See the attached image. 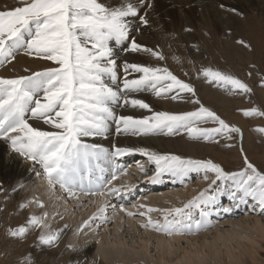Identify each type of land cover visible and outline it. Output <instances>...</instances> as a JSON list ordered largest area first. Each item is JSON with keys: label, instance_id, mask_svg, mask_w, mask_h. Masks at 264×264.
Returning a JSON list of instances; mask_svg holds the SVG:
<instances>
[{"label": "snow or ice", "instance_id": "obj_1", "mask_svg": "<svg viewBox=\"0 0 264 264\" xmlns=\"http://www.w3.org/2000/svg\"><path fill=\"white\" fill-rule=\"evenodd\" d=\"M151 6L149 0H119L114 7L106 5L103 0H19L15 7L0 9V66L10 64L21 52L54 65L30 75L0 77V139L10 142L19 155L40 165L51 191L58 185L62 191L75 196L72 189L79 185L85 196L102 198L81 229L90 228L97 220L100 224L108 222V200L130 193L135 187L130 183L123 188L110 187L119 175H128L127 170L118 164V158L133 153L147 157L148 162L155 166L147 169L143 165L138 166L151 182H160L165 174L172 178L173 183L181 184L193 173L205 181L209 174L214 176L208 188L200 190L182 208L133 205L138 210L146 208V211H138L143 218L142 228L172 236L208 226L205 208L217 201L216 195H209V189L217 181L223 185L219 195H226L232 202V206L223 207V212H231L233 206L250 204L253 210L258 209L264 214V173L246 155H243L241 170L227 172L211 159L162 155L144 147L113 145L109 150L82 141V137L104 136L109 121L116 124L118 134L130 136L186 134L191 141L214 142L218 138L230 141L234 138L232 134L241 133L239 127L230 125L205 107L193 86L178 79L168 68L127 61L123 65L118 64V53L110 42L124 52H142L157 60L165 59L161 52L141 45L131 36L129 18H138L140 25H148L147 15H139V12ZM229 11L236 13L235 9ZM237 43L250 47L242 40ZM119 67L126 74L121 84H118ZM200 71L204 78L225 91L239 90L235 94L251 92L246 83L230 74L210 67ZM133 73L139 75L129 78ZM149 90L158 98L186 100L194 108L180 113L153 111L148 103L130 96L131 93ZM183 94L190 95L185 97ZM118 104L144 109L151 115L142 118L117 115L115 106ZM241 111L245 117L264 116V112L256 107ZM33 121L37 126L31 123ZM41 121L54 130H41L38 126ZM209 123L215 126L201 127ZM256 130L264 133V127ZM106 172L110 173V178L105 176ZM37 175L40 176L41 172L37 171ZM39 206L43 207L42 204ZM191 209L200 210V219L194 223L191 222ZM111 210L117 211L115 206ZM119 211L128 217L136 215L125 207H120ZM153 212H159L162 219H153L150 215ZM30 227L48 228L44 217L33 215L28 218L27 227L9 228L7 235L23 238ZM38 239L40 243L51 246L59 239V231H43Z\"/></svg>", "mask_w": 264, "mask_h": 264}, {"label": "bare ground", "instance_id": "obj_2", "mask_svg": "<svg viewBox=\"0 0 264 264\" xmlns=\"http://www.w3.org/2000/svg\"><path fill=\"white\" fill-rule=\"evenodd\" d=\"M103 2L106 5L114 7L118 5L119 0H103ZM149 2L152 5L151 8L145 7V8H142L139 12V15H145V14L147 15V19L149 21L148 25H140L138 18H132V17L129 18V21L132 24L131 36L135 38L137 42L140 43L141 45L154 48L158 50L159 52H161L163 56L165 57V59L157 60L153 57L144 56L143 55L144 53L142 52L141 53L124 52V51H121L119 47H116L114 45V42H110L112 43V45L114 46L115 50L118 53L117 58H118L119 65H123V63L127 61L130 63H138V64H141L142 66H152V67L155 66V67H161V68L166 67L168 69H171V66H170L171 63H175L174 64L175 66H177L176 63H179L181 66V69L188 70V69H191L192 66L189 63L187 66L186 62L183 61L182 58H179L180 56H178V52L176 53L177 54L176 58L177 57L179 58L178 60L173 59L174 55L169 58L172 49L175 50L176 48H179V45L185 44L188 47L187 49L188 53L191 54L190 56L193 59L194 67L196 65L195 67L196 70L197 68L199 69L209 68V67L215 68L214 66L216 65H215V61L213 57L208 56L209 54H208L207 42L197 32L196 24L203 23L205 26L213 25L217 27V29H219L221 33L220 37L222 38L223 37L225 38L226 32L230 31L231 32L230 38L227 40L222 39L223 42L220 41L219 43L221 45V48L224 50V52L228 54V56L231 58V56H234L236 52H239V48L232 45L231 42L235 43L241 40L246 42L248 45H250V47L246 48L241 45V47L245 48L246 51L252 49L253 47H252L251 41L249 40L250 34H248L247 36L243 35V39L238 38V36L236 35V33H238L237 32L238 27L244 26V28L246 29L249 23L247 22L243 23V21L239 20V18H237L236 16H232L230 14L227 15L225 11L229 9H235L236 11L238 9L241 10L242 5L243 4L247 5L248 3L253 5V7L254 5L255 7L256 6L262 7L261 11L264 10V0H243V1L241 0H149ZM221 5H223V7ZM137 27H139V30H136ZM186 29H189L190 31H185ZM202 33L205 34V32H202ZM162 37L164 40L163 46L160 44ZM126 43H130V41ZM164 46H167L168 50H170L169 55L166 54V50L164 49ZM180 51H182V49ZM23 65H26L27 67L30 66V68H32V70L34 71V69L37 70L39 67H41L42 64L41 63L39 64L37 61H35V59L28 60V58L25 55H19L15 59V61H13L11 65H8V68L5 69L4 72H2V75L5 78L21 76L23 72L22 71ZM189 66H191V68H189ZM172 68L175 69L174 66ZM117 71H118V84H121L122 83L121 77L124 78L126 74L123 72L122 67H119ZM138 75L139 74L133 73L129 76V78H134ZM206 84L201 83V82L199 83V86H198V91L200 95L199 97H201L204 101H207V103L209 102L210 104H213L214 106H216V108H224L230 111V108H232L233 103L231 104V102L227 98H225L226 96L224 97L218 91L216 92V90L215 91H213V89L211 90L209 87L206 86ZM141 92L142 93L148 92V94L150 93L151 95L144 96L145 95L144 94L143 97H139L138 93L142 94ZM141 92L131 93L130 96L131 98L144 100V102L150 105L153 111H168L171 113L177 112V111L179 112V111H182L184 104L187 102L186 100H181V99L172 100L170 98H157L151 92V90L141 91ZM260 94H261L262 99L264 100V94L262 93ZM183 95H186V94H183ZM245 99H248V98L245 97ZM120 103H122V101ZM115 112L117 115H131L134 118H142L145 115L151 114L150 112L144 109L133 108L130 105L127 107H121L119 104L115 106ZM229 116L232 120L238 123L241 127L245 126V124L239 119L232 118L231 115ZM31 123H33L34 126H37L36 122L33 121ZM38 126L40 127L41 130L49 131V129H51L53 131L51 126L44 125L42 121L39 122ZM116 127L117 126L114 125L113 121H109L108 131L104 136L102 137H82L81 139L84 143L97 144L109 150H112L113 145L121 146V147H144L150 151H155L159 154L167 153V152H170L172 154H176L178 152L180 154L182 152H185L187 154H190V156L192 157L196 156L197 150L200 151L206 148L205 145H200L196 143L195 144L186 143L182 140H177L175 138H174L175 140L172 138V139H164V140H161L160 142H157L155 138H145V139L142 138L141 139V137L138 138L139 136L137 137V136H130V135H122L116 132ZM6 144L9 145L10 148H12L10 142L6 143V140L0 139V181L1 183L5 185L6 187L9 184L13 186L11 187L10 191H13L11 193L12 194L11 197L13 198L14 201L19 203L21 201L23 202L24 200L26 201V199L28 198L30 201H33L36 204L35 206L37 208L33 207L29 209L34 214V216L38 210H40L39 212H41L43 215L45 213L47 214L46 217H44L46 221L44 224H46L48 228L42 229V231H59V239L55 242L57 245L56 248L50 249L49 251L47 248L37 247L36 249H34L33 253L29 250V248L25 249L26 251L28 250L30 251L33 259L36 262L35 264H52L53 262L55 263L58 258L62 260L60 262H64V264H76V263L78 264L79 263L80 264H107V262L109 261L111 262V264H115L118 261L123 262V264L129 263L131 261L130 264H134L132 261L135 260L136 257L139 258V260H136L137 263L147 264L148 261L145 257L146 255L151 254L150 247L152 245L154 247V250L153 249L152 250L155 251V254L157 255V258H153L152 257L153 255L149 257L151 261L153 260L152 264H162V263L172 264L174 263V261H175V264H183V263L184 264H206L204 263V260H206L207 257H210V255H212L213 258L215 257L218 261H222V259L225 257L228 261H230V263L236 262L238 264H249V261L246 258L248 255L249 258L253 260V262H256L255 257L257 256V252L254 250V245L258 243L253 238H251V235L256 234L255 236H257L258 239L264 240V219L263 220L248 219L245 221H239L236 224L237 227L238 226L242 227V225L243 226L245 225V227H242V229L248 228L247 230H249L248 232L250 233L248 234L249 237L235 235V233H232L229 231L218 230V229L215 231V233H212V234L206 233V235H203L200 238L193 236L189 239L188 238L186 239V237L183 238L184 235L168 236V235L163 234L162 232H156L153 234L146 233L145 235L144 233L147 231L146 229H145L146 231L143 232L145 236H143V235H140V231L138 229L137 223L135 224L132 221V217H128V216L124 217L125 214L119 211L120 207L127 206L125 204H128L126 202H128L130 200L129 198L134 194L135 188H133L130 193H122L121 197L114 196L108 200V204H109L108 209H111L112 206H115L117 209L116 211L117 213L113 212L112 210H108L110 211L108 214L110 215L113 213L112 218H116L118 229L115 228L113 230V233L111 231H107L106 229V231H104L101 235H94V234L92 236L90 235L91 239L95 240V242L92 245H89V246L86 245L84 246V248H81V249L73 248V249H77V251L73 253L71 252V254L68 255L66 254L68 252L65 253L63 250V248L66 247L67 236H68L65 223L76 225L77 222L80 220V218H82V216L78 215L74 217V214H69V213H66L65 215H63V217L56 216L55 212L57 211L55 210L52 211L51 209H53L52 208L53 204L56 205V201L54 202L52 200L53 199L55 200V197H56L55 193L57 194V192L56 190L51 191L49 189V186L42 175L43 170L40 168V165L35 164L31 160H28L29 163H26L24 159H21L20 156L18 157V154L12 153L10 152V150H7ZM154 144H157L160 147L159 148L157 147L158 148L157 149L156 145ZM151 146L155 148H152ZM207 151L209 153L214 154L215 156H218L213 149H207ZM220 157H222L221 159H224L223 156H220ZM144 158H147V157L144 156ZM144 158L137 157L134 159V161L138 162V160H140L138 164L143 165V163H145L144 162L145 160L143 161L142 159ZM117 162L121 167H123V164L125 162H128L127 164L128 166L130 164H133V166L135 165L134 167H136L135 171H139V168H138L139 165L130 163V159L129 157H127V155L118 158ZM146 164H147V160H146ZM133 166H130V168H132ZM128 168L129 167L125 166V169H128ZM37 171L41 172L40 176L37 175ZM105 176L107 178H110V173L106 172ZM122 176L125 178V180L127 179L126 178L127 175L126 176L122 175ZM117 179L112 181V184L110 185V187L123 188L124 182L117 181ZM178 183L179 182H176L175 184L177 185ZM147 184L144 187V189H142V191H144L145 189L153 190V188L156 186H162L161 181L153 182V184L152 182L147 181ZM199 186H200L199 190L205 189V187L207 186V183L203 182L202 180V183ZM221 188L219 187L218 188L219 190L216 191V194H215L217 196L216 203L210 206H207L205 208V211L207 213L216 212L215 210L217 208L215 207H217L219 203H221L222 199L227 198L226 195H223V196L219 195V191L221 190ZM165 189L168 190L170 189V187L163 188L161 192H164ZM173 189L174 187H172L170 191H172ZM72 191L75 192L77 197L79 198H81V196L85 197L83 192H81L79 185L75 186L72 189ZM155 192H158V191H155ZM65 195H70V194L66 192L63 196ZM196 195H197V191H195L192 187L190 188L188 187L178 192L177 190L175 192L172 191L171 193H169V195L168 194L165 195V197H161L160 195L159 196L150 195L146 198V200L140 202V205H145L146 208L153 207V208H159V209H168V208H173V207L181 208V206H177V203H179L181 199H183L186 196L189 201ZM59 196H60V193H59ZM70 197H74V196L70 195ZM142 197L143 196H141V199H143ZM101 201H102V198L98 196L90 197L88 199L89 206L87 208H90V209L86 216V220L90 217V215H92V213L96 211ZM117 201H120L119 203V205L121 204L120 206H118ZM40 204H42L43 207L39 206ZM60 207L68 208L69 206L65 204H61V206L59 205V208ZM127 209L128 211L136 212L135 208L130 207ZM191 210L193 211V214L195 216L199 215V211H200L199 209H191ZM150 214L151 215L154 214L153 216L154 219L161 217V214L159 212H153ZM70 215H72L74 219H72L71 218L72 216ZM29 216L30 215L27 214L25 215V218ZM36 216H39V214ZM14 223L15 224L20 223L22 225V221H19V220L18 221L14 220ZM88 229H91V227ZM149 231L151 232V230ZM130 233L137 234V236L134 235V238L137 237V241H133L131 238H130L131 240L129 239L130 235H133ZM27 234L29 235V230L27 231ZM138 235L140 236L138 237ZM238 240H240L241 242L245 241L251 244V246H248L247 244H244L243 246H239ZM134 243L137 244V246ZM234 243L236 245H234ZM183 244L186 245L185 248L182 247ZM13 249H14V255L15 254L20 255V253H22V250L20 248V245H18V243L17 244L14 243Z\"/></svg>", "mask_w": 264, "mask_h": 264}, {"label": "rangeland", "instance_id": "obj_3", "mask_svg": "<svg viewBox=\"0 0 264 264\" xmlns=\"http://www.w3.org/2000/svg\"><path fill=\"white\" fill-rule=\"evenodd\" d=\"M241 1H243V0H241ZM18 4H19V0H0V9L12 8V7L17 6ZM261 8L262 7H259V6L255 7V5L253 7V5L248 3L247 5L243 4L242 9L241 10L238 9L236 11V13H239V14L233 13L231 11L229 12V10L225 11L227 15L230 14L232 16H236L237 18H239V20L243 21V23H246V22L249 23L248 27H246V29L244 28V26L238 27V29H237L238 33H236V32L235 33L238 36V38H240V39H243V35L247 36L248 34H250L249 40L251 41V44L253 47L252 49L246 51L245 48L241 47V44H239L237 42H235V43L231 42L232 45L239 48V52H236V54H234V56H231V58L228 56V54H226L224 52V50L221 48V45L219 43L220 41H222V39L227 40L230 38V35H231L230 31H227L226 35H225L226 37L222 38V37H220L221 33H220L219 29H217V27H215L213 25L212 26L211 25L205 26L203 23H197L196 24L197 32L207 42L208 54H209L208 56L213 57V59L215 61L216 66H214L215 68H212V69L213 70H219L225 74H230L233 77H235V78L241 80L242 82L246 83L251 88V92L248 93L249 95L248 94H235V93H239V90L238 91L233 90V92L230 93L228 91H225L221 87L219 88L214 82H210L206 78H203L201 71H200L201 69H199V68H197V70L195 69L196 65L194 67L193 59L190 56L191 54L188 53V51H187L188 47L185 44L179 45V48H176L175 50L172 49L171 53H170V50H168L167 46H164V49L166 50V54L169 55V53H170L169 58L173 55H174L173 57H176L177 56L176 53L178 52V56H180L179 58H182L183 61L186 62L187 66H188V63L192 66V68H191V66H189V68H191V69L186 70V69H181V66L179 63H176L177 66L174 65L175 63H171L170 64L171 69H169V71H171L175 76H177L178 79H180L186 83H190L193 86V88L195 89L196 96L199 98V100L201 101V103L205 107L214 111L218 116H220L222 119H224L230 125H235L236 127H239L241 129V133L240 134H232L234 138L230 141H225V140H223V138H218V141H214V142L191 141L187 138L186 134L173 135V136H165V135H156V136H147V137H143V136L138 137L137 136L138 138H140V137H141V139L142 138L143 139L155 138L157 140V142H160L161 140H164V139H172V138L174 139L175 138L177 140H182L186 143H191V144L196 143V144H200V145H205L206 148H204L200 151L197 150L196 156H194V157L190 156V154H187L185 152H182L180 154L178 152L177 153L175 152L176 154H172L170 152L161 153V154L162 155H178L182 158H191V159H211L215 163L220 164L222 166V168L227 172H234V171L241 170L243 167V155H246L247 158L249 159V161L251 163H253V165L256 166L260 172L264 173V158H263L264 157V133H261V132L256 130L258 128L264 127V116L245 117L242 115V111H241V110H247V109H251L253 107H256L260 111L264 112V100L262 99L261 94H260V93L264 94V86H262V81H264V27H263L264 26V10L261 11ZM247 28H249V29H247ZM202 32H205V34ZM211 37H212V39H211ZM160 44L162 46L164 45L163 37L161 38ZM182 46H183V48H182ZM259 46H260V48H259ZM181 49L183 52L180 51ZM176 50H178V51H176ZM19 55H25V54L23 52H21L17 55V57ZM143 55L151 57L150 55L145 54V53ZM25 56L28 58V60L35 59V61H37L39 64L41 63L42 65L37 70L34 69V71L32 70V68H30V66L27 67L26 65H23V67H22L23 72H22L21 76L30 75L32 72L40 71V70L46 68L47 66L48 67L54 66V65H52V62H50V61H45V60H40V59L37 60L34 57H29L27 55H25ZM179 58L177 57V59H175V60H178ZM187 59L190 61H188ZM12 62L10 64H5L3 66H0V77L5 78L2 75V72H4V70L8 68V65H11ZM218 63H220V64H218ZM173 66L175 67V69L172 68ZM25 69H28V71H25ZM10 78H16V77H10ZM248 79L251 81H249ZM122 80H123V77H121V81ZM200 82L204 83V84L207 83L208 85L206 84V86L209 87L211 90L212 89H213V91L216 90V92L218 91L224 97L226 96L225 98H227L231 102V104L233 103V106H232V108H230V111H228L224 108H216V106H214L213 104H210L209 102H208L209 103L208 104L207 101H204L201 97H199L200 95H199V91H198V86H199ZM143 95L144 96H150L151 94L150 93L148 94V92H143L142 94L138 93L139 97H143ZM188 95L189 94H186L184 96L187 97ZM245 97H247L248 99H245ZM250 97H251V99H250ZM258 97H260V98H258ZM235 104H237V105H235ZM185 105H186V107H185ZM193 108H194L193 104H191V103L188 104V102H186L184 104L182 111H179V112L177 111V112H172V113L191 111V110H193ZM148 115H151V114H148ZM229 115H231L232 118H236V119H239L240 121H242L245 124V126L241 127L238 123H236L234 120H232ZM114 125L116 126L115 123H114ZM214 126L215 125H213L211 123L206 124V125H201V127H214ZM49 131H52V130L49 129ZM6 143H8V141H6ZM154 145H156V148L160 147L157 144H154ZM226 145H230V146H226ZM151 147L155 148L153 146H151ZM6 149L10 150V152H12V153L18 154L17 152H15L13 150V148H10V146L7 144H6ZM207 149H213L219 157L215 156L212 153H209L207 151ZM19 156L21 157V159H24V161L26 163H29V161H28L29 159H26L23 156L18 154V157ZM220 156H223L224 159H221L222 157H220ZM127 157H129L130 163H134V164H138V162L140 161V160H138V162H135L134 161L135 158H137V157H143L144 158V156L139 154V153L129 154V155H127ZM142 160L143 161L145 160L144 161L145 163H143V166L146 169L155 167L153 164L148 162L147 158H144ZM146 160H147V164H146ZM224 162H226V163H224ZM127 164H128V162H125L123 164V168H125V166L129 167L128 169H126L127 173H128V175L126 177L127 179L125 180V178L122 175H119L118 179H117V181H120V182L123 181L124 185L127 183L135 184L134 194L130 197V200L128 202H126V203H128V204H125L127 206H124L126 208H130V207L134 208L133 205H138V203L140 205V202L146 200V198L150 195H158V196L160 195L161 197H165V195H167V194L169 195V193H171L172 191L175 192L177 190V192H178V191L184 190L188 187L189 188L192 187L195 191H197V194H198V192L200 191L199 185L202 183V180H203V182L207 183V186L205 187V189H206V188H208L209 183H211V180L214 179V176L209 174V179H208L209 181L208 180L205 181L202 176L197 177L196 174L193 173V174H190V179L186 180L185 184H181L179 182L176 185L175 183L172 182V178L166 174L162 177V180H161L162 186H156L153 188V190L145 189L144 191H142V189H144V187L146 186L147 181L149 182V180H147L145 178L144 174L141 173L140 171H135V168H136V167H134L135 165L133 166V164H130L128 166ZM138 165H140V164H138ZM130 166H133V167L130 168ZM150 174L151 173H149V175ZM200 180H201V182H200ZM152 184H153V182H152ZM222 186H223L222 183L220 181H217V183L215 185H213L211 189H209V195H213V194L215 195L216 191L219 190L218 188L219 187L221 188ZM11 187H13V186H11V184H9L6 187L0 181V264H35L36 262L33 259L30 251L33 253L34 249H36L37 247H40V248L44 247L50 251V249L56 248L57 245H56V243H54L53 245L49 246V245H44V244L40 243L38 237L43 232L42 228H32V227L28 228L29 235L26 232V234L23 238H13V237H10L7 235V230L9 228H16L18 226H26L27 227L28 218L30 216L34 215L30 211V209L33 207L34 208L36 207L35 206L36 204L33 201H30L29 198L26 199V201L24 200L23 202L21 201L19 203L14 201L13 198L11 197V195H12L11 193L13 192V191H10ZM165 187H170V189H168V190L165 189L164 192H161L162 189ZM172 187H174V189L172 191H170L172 189ZM59 188L60 187L57 185L55 188L57 194L55 193V195H56L55 200L54 199L52 200L54 202L56 201V205L53 204L52 205L53 209H51L52 211H54V210L57 211V212H55L56 213L55 215L63 217V215H65L66 213H69V214H74V217L78 216V215L82 216V218H80V220L77 222L76 225H71L70 223H65L68 236H67L66 247H64L63 250L65 253L68 252L66 254L69 255V254H71V252L73 253V252L77 251V249H73V248H78V249L80 248L81 249V248H84V246H86V245L87 246L92 245L95 242V240L94 239L92 240L90 235L91 236L93 234L94 235H101L104 231H106V229H107V231H111L113 233V230L115 228L118 229L117 223H116V218H112L113 213L110 215L108 214L110 211H107V213H106L107 217L109 218L108 222L100 224V221L97 220L91 224V229H88V227L81 229V225L86 220V216H87L89 209H90V208H87L89 206L88 199L90 197H87V196L82 197L81 196V198H79V197H77V195L74 197H70V195L63 196L66 192L62 191L61 189L59 190ZM155 191H158V192H155ZM59 193H60V196H59ZM141 196H143L142 197L143 199H141ZM52 201H50V202H52ZM187 201H188V199L185 196L183 199H181L179 201V203H177V206H181V208H182L184 203ZM117 203H118V206L121 205V204L119 205L120 201H117ZM21 204H24L25 207L21 208L20 207ZM61 204L68 205L69 207L68 208H66V207L65 208H61V207L59 208V205L61 206ZM82 205H84V206H82ZM229 206H232V202H229L227 198L222 199L221 203H219V205L217 207H215V208H217L215 210L216 212H214V213L209 212L208 213V215H207L208 226L200 229L199 231H193L192 233L184 234L183 238L186 237V239L187 238L189 239L193 236L200 238L203 235H206V233L207 234L215 233V231L217 229L223 230V231H229V232L235 233V235L249 237L248 234H250V233L248 232L249 230H247L248 228L242 229V227H245V225L244 226L242 225V227L241 226L237 227L236 224L239 221H245L248 219H261V220L264 219V214H261L258 209L253 210V208L250 206V204L249 205H241L239 207L233 206L231 212H228V213L223 212V210H222L223 207H229ZM108 210H111V209H108ZM135 210H136V212L133 211V213H135L136 215H134V217H132V221L135 224L137 223L138 229L140 231V235L145 236L146 233H151V234L156 233V231L151 230V232H150L149 231L150 229H146L147 230L146 231L145 228L140 227V224L143 222V218L140 217L137 213L140 210L146 211V208L145 209H139V210L137 208H135ZM39 211L40 210H38L35 213V216L39 214V216H37V217H41V216L45 217V214L43 215ZM185 211L188 212L189 210H185ZM26 212H28V213H26ZM22 213H23V215H22ZM27 214L30 216L26 217L27 218L26 219L25 215H27ZM92 215H93V213H92ZM92 215H90V217ZM191 215L193 217V220L191 222H193V223L195 220L200 219V216L199 215L195 216L193 214L192 210H191ZM70 216H72V215H70ZM151 216L153 217L154 214H152ZM74 217L72 216L71 218L74 219ZM124 217H127V216L124 215ZM124 219H126V218H124ZM156 219H162V217H160V218L158 217ZM14 220L22 221V225L20 223L15 224ZM185 220H187V217H185ZM45 222L46 221L44 219V223ZM98 225H99V227H98ZM144 231H146L144 233L145 235L143 234ZM130 234H133V235H130L129 239L131 238L133 241H137V237L134 238V235L137 236V234H135V233H130ZM140 235H138V237ZM255 235L252 234L251 238H253L258 243V244L254 245V250L257 252V256L255 257L256 262H253V260H251L248 255L246 258L248 259L249 264H264V240L258 239L257 236H255ZM14 243H16V244L18 243V245H20V248L22 250V253H20V255H18V254H15L17 256L14 255V249H13ZM244 244L251 246V244H249L245 241L241 242L240 240H238L239 246H243ZM135 245L137 246V244H135ZM234 245H236V244L234 243ZM8 246H9V248H8ZM182 247L185 248L186 245L183 244ZM26 248H29L30 251L29 250L26 251L25 250ZM150 249H151L150 250L151 254H148L145 257L148 261L147 264H152V262H153V260L151 261L149 258L151 255H153L152 256L153 258H157L155 251H153L154 250L153 245L150 247ZM58 259L56 260L55 263L53 262L52 264H64V262H60L62 260H60V259L58 260ZM136 260H139V258L136 257L135 260H133L132 262L134 264H140V263H137ZM130 262L126 263V264H130ZM204 263H206V264H238L236 262L230 263V261H228L225 257L222 259V261H218L215 257L213 258L212 255H210V257H207L206 260H204ZM76 264H78V263H76ZM107 264H111V262L109 261V262H107ZM115 264H123V262L118 261ZM162 264H165V263H162ZM172 264H175V261Z\"/></svg>", "mask_w": 264, "mask_h": 264}]
</instances>
